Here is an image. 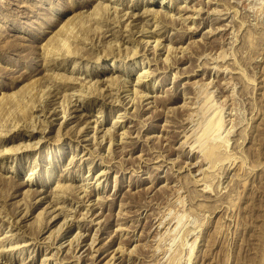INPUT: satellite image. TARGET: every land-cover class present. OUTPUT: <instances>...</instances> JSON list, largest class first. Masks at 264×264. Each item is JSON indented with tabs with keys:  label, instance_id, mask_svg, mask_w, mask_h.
Instances as JSON below:
<instances>
[{
	"label": "rangeland",
	"instance_id": "1",
	"mask_svg": "<svg viewBox=\"0 0 264 264\" xmlns=\"http://www.w3.org/2000/svg\"><path fill=\"white\" fill-rule=\"evenodd\" d=\"M0 113V264H264V0H0Z\"/></svg>",
	"mask_w": 264,
	"mask_h": 264
},
{
	"label": "bare ground",
	"instance_id": "2",
	"mask_svg": "<svg viewBox=\"0 0 264 264\" xmlns=\"http://www.w3.org/2000/svg\"><path fill=\"white\" fill-rule=\"evenodd\" d=\"M112 1H116V0H112ZM119 1V0H118ZM128 12V11H127ZM92 13V12H91ZM124 13H126V12H124ZM126 14H128L127 15V17H131V19L132 18H134L135 16L134 15H131V14H129V12L128 13H126ZM136 14V13H135ZM139 16V15H138ZM228 18V16L227 17H225V18H221V19H227ZM133 21V20H132ZM222 25H224L222 28H217V27H215V29L216 30H219V29H228L227 27H225L226 25H227V23H224V24H222ZM213 29V28H212ZM110 49V48H109ZM181 49V48H180ZM47 50V49H46ZM111 50V49H110ZM46 52H48V51H46ZM112 52V51H111ZM53 53V52H52ZM106 53V52H105ZM48 54V53H47ZM46 54V55H47ZM55 54H57V52H55ZM65 54V53H64ZM50 55V54H49ZM223 55V54H222ZM65 56V55H64ZM68 57V56H67ZM100 58V57H99ZM117 58V57H116ZM117 59H119V58H117ZM113 62H115V60L113 61ZM108 64H109V62H108ZM223 64V63H222ZM213 67H215V65H213ZM212 67V68H213ZM223 67V66H222ZM117 70V69H116ZM216 70V69H215ZM114 77V76H113ZM112 81V80H111ZM196 81V80H195ZM214 81V80H213ZM77 82V81H76ZM209 82H211V81H209ZM223 82V81H222ZM112 83V82H111ZM202 84V83H201ZM211 84V83H210ZM213 88V87H212ZM95 92V91H94ZM93 92V93H94ZM100 93V92H99ZM75 94V93H74ZM91 95H93V94H91ZM95 97V96H94ZM96 98V97H95ZM104 98V97H103ZM72 99V98H71ZM193 105V104H192ZM3 112V111H2ZM5 115V114H4ZM0 116H1V113H0ZM219 119V118H218ZM215 120H216V118H215ZM215 120H214V122H215ZM221 119H219V121H220ZM186 121V120H185ZM219 121H216L215 123H218ZM224 121V120H223ZM211 122H212V120H211ZM214 122H212V125L214 126L215 124H213ZM222 122V121H221ZM211 124V123H210ZM219 124V123H218ZM217 124V125H218ZM207 126V125H206ZM216 126V125H215ZM211 127V126H210ZM219 127V126H218ZM217 126H216V128H218ZM207 128H209V126L207 127ZM213 128V127H212ZM203 130V129H202ZM69 132V131H68ZM208 132V131H207ZM201 133H203V132H201ZM205 135V134H204ZM168 141V140H167ZM212 143V142H211ZM218 143V142H217ZM215 144V143H214ZM192 145V144H191ZM210 145V144H209ZM212 145V144H211ZM202 146V145H201ZM208 146V145H207ZM193 147H194V145H193ZM204 147V146H203ZM213 147H215V146H213ZM27 148V147H26ZM206 148V147H205ZM10 148H8V149H6L5 150V154H7L8 153V151H10L9 150ZM123 149V148H122ZM126 149V148H125ZM207 150H208V148H207ZM212 150V149H211ZM209 150V153H208V155H211L212 156V154H214L215 152H214V150ZM123 151V150H122ZM198 151V150H197ZM203 152V151H202ZM207 152V151H206ZM206 152H204V154L206 153ZM225 153H226V151H225ZM203 154V153H202ZM217 154H218V152H217ZM220 155H222V154H220ZM206 156H207V154H206ZM210 156V157H211ZM217 156V155H216ZM208 157V156H207ZM221 157V156H220ZM4 158V157H3ZM213 158H216L215 156L213 157ZM203 159H205V156L203 157ZM208 159H209V157H208ZM73 160V159H72ZM203 161V160H202ZM213 161V160H212ZM205 162V161H204ZM208 162H210V161H208ZM207 162V163H208ZM215 162V161H214ZM193 164H194V162H193ZM209 164V163H208ZM212 165V164H211ZM36 173V171L34 170V168H31V169H28L27 171H26V175H25V177H23L22 178V180H21V183L22 184H24V185H31L32 184V178L34 177V174ZM87 176V174L85 175V177ZM64 177V176H63ZM63 183H61V185H62ZM59 185V187H60V184H58ZM57 185V186H58ZM65 185V184H64ZM56 186V187H57ZM58 187V188H59ZM63 187V186H62ZM55 189V188H54ZM60 189H62V188H60ZM26 192V191H25ZM37 191H36V189L35 190H30V189H27V192H26V194L27 195H30L29 197H31V195H34L35 193H36ZM61 192V191H60ZM57 193V192H56ZM55 195V194H54ZM53 195V196H54ZM99 199V198H98ZM85 208V207H84ZM88 211V210H87ZM92 217V216H91ZM93 218V217H92ZM106 220V219H105ZM71 221V220H70ZM91 221H93V222H91L92 224H94V223H97V222H94V219H92ZM102 221V220H101ZM70 223V222H69ZM89 223V222H88ZM68 224V223H67ZM88 225H90V224H88ZM95 225V224H94ZM59 228V227H58ZM11 230V229H10ZM116 231L117 230H124L122 227H117L116 229H115ZM57 231H58V229H57ZM95 233V232H94ZM120 233H122V232H119V234ZM98 234V233H97ZM86 235H89V234H85L84 235V233H78L76 236H74V239H73V241H72V243H71V246H82L81 245V243L83 242V241H85V236ZM120 236H123V235H120ZM126 236H124V238H125ZM127 238V237H126ZM97 239V236L95 235V234H92V236H91V238H90V241L88 242V246H87V248H89V249H91L92 251L94 250V251H96V249H94L93 247H91L92 245H95L96 244V242H95V240ZM69 243V242H68ZM26 244H28V243H21V245H19L18 247H16V248H19L20 246H24V245H26ZM99 248V247H98ZM113 251V252H112ZM109 253H112V255L110 256L111 258H119V256L120 255H122V253H121V250H120V247L118 246L117 248H115V249H112L111 251H109ZM108 253V254H109ZM78 257H80V255H78ZM44 259V258H43ZM46 259V258H45ZM113 262V261H112ZM107 264V263H106Z\"/></svg>",
	"mask_w": 264,
	"mask_h": 264
}]
</instances>
